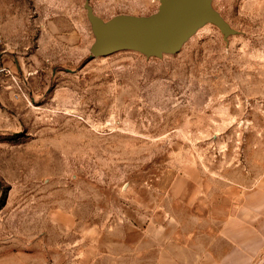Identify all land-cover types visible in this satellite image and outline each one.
I'll list each match as a JSON object with an SVG mask.
<instances>
[{
    "label": "rangeland",
    "instance_id": "rangeland-1",
    "mask_svg": "<svg viewBox=\"0 0 264 264\" xmlns=\"http://www.w3.org/2000/svg\"><path fill=\"white\" fill-rule=\"evenodd\" d=\"M86 3L160 0H0V264H264V0L163 57L92 56Z\"/></svg>",
    "mask_w": 264,
    "mask_h": 264
},
{
    "label": "water",
    "instance_id": "water-1",
    "mask_svg": "<svg viewBox=\"0 0 264 264\" xmlns=\"http://www.w3.org/2000/svg\"><path fill=\"white\" fill-rule=\"evenodd\" d=\"M212 1L160 0L158 11L149 16L120 14L107 21L86 3L96 36L92 56H106L120 50H136L147 57L174 54L209 22L216 24L227 37L236 30L213 7Z\"/></svg>",
    "mask_w": 264,
    "mask_h": 264
},
{
    "label": "built area",
    "instance_id": "built-area-1",
    "mask_svg": "<svg viewBox=\"0 0 264 264\" xmlns=\"http://www.w3.org/2000/svg\"><path fill=\"white\" fill-rule=\"evenodd\" d=\"M4 52V48L0 41V86L3 85L5 78L12 76V69L6 61Z\"/></svg>",
    "mask_w": 264,
    "mask_h": 264
},
{
    "label": "crops",
    "instance_id": "crops-1",
    "mask_svg": "<svg viewBox=\"0 0 264 264\" xmlns=\"http://www.w3.org/2000/svg\"><path fill=\"white\" fill-rule=\"evenodd\" d=\"M239 248H241V247H239ZM238 247H236V249H239Z\"/></svg>",
    "mask_w": 264,
    "mask_h": 264
}]
</instances>
